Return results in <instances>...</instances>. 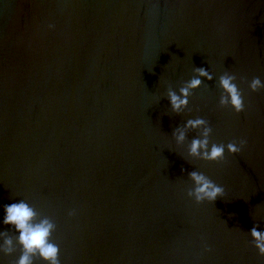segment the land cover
Segmentation results:
<instances>
[{
	"label": "water",
	"instance_id": "1",
	"mask_svg": "<svg viewBox=\"0 0 264 264\" xmlns=\"http://www.w3.org/2000/svg\"><path fill=\"white\" fill-rule=\"evenodd\" d=\"M198 67L214 80L171 112L168 88ZM225 72L240 113L219 105ZM254 77L264 81V0H0V231H15L4 205L23 199L55 221L61 264H264L249 233L264 231ZM197 117L211 142L246 146L220 162L189 156L197 131L182 145L172 132ZM194 170L223 197L188 198ZM19 255L0 252V264Z\"/></svg>",
	"mask_w": 264,
	"mask_h": 264
},
{
	"label": "clouds",
	"instance_id": "2",
	"mask_svg": "<svg viewBox=\"0 0 264 264\" xmlns=\"http://www.w3.org/2000/svg\"><path fill=\"white\" fill-rule=\"evenodd\" d=\"M204 78L208 81L214 80V76L204 67L194 69L191 79L183 81L182 86L177 90L168 88L166 97L170 100L171 112L180 114L189 105V98L193 91L204 84ZM237 77L234 74L225 72L218 78V87L222 89L219 98L221 107H232L237 113L245 110L243 93L236 83ZM249 87L252 91L264 89V81L260 77H254ZM190 130L197 131V136L188 143V155L194 158L210 162H220L225 159L226 150L235 154L242 151L247 140H234L225 144L213 143L210 140L212 128L207 120L202 117L188 119L186 123L175 127L172 136L177 144H184L188 140ZM188 179L192 185L187 189L186 195L194 199L197 204L209 201L214 203L218 198L223 197L224 188L214 182L211 178L197 170L188 173ZM5 217L3 223L11 225L14 232L0 231V252L11 255L19 247L20 255L14 264H35L37 259L45 264H61L60 246L53 240V234L57 229L55 221L46 215H42L37 209L25 200L19 203L4 205ZM70 217L77 215V210L69 211ZM257 224L250 230L251 243L261 256H264V231L258 230ZM15 233H18L16 235ZM205 251L211 248L205 245Z\"/></svg>",
	"mask_w": 264,
	"mask_h": 264
}]
</instances>
